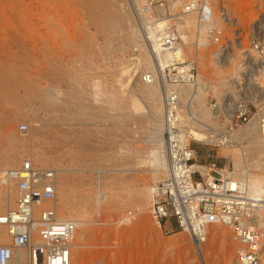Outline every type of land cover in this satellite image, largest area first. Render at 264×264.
I'll return each instance as SVG.
<instances>
[{"label":"rangeland","instance_id":"obj_1","mask_svg":"<svg viewBox=\"0 0 264 264\" xmlns=\"http://www.w3.org/2000/svg\"><path fill=\"white\" fill-rule=\"evenodd\" d=\"M38 1L47 2L0 0V215L14 205L7 198L15 195L5 185L4 172L31 160L35 166L57 172L58 216L77 224L73 264H201L199 252L206 264H235L236 247L226 227H210L208 241L198 247L185 233L165 236L153 220L151 188L167 176L168 169L164 165L163 170L154 160L164 155L156 136L162 130L163 115L157 121L152 117L150 102L138 89L144 86L141 74L153 66L145 64V59L152 57L147 37L170 23L185 37V52L197 61L201 82L210 86L203 103L206 114H200L208 125L221 127L214 122L208 105L211 99L232 92L231 78L243 82L253 116L240 130L249 125L264 130V121L258 118L264 114V75L255 66L256 54L252 52L254 43L264 46V0H208L209 20L204 24L198 12L184 14L190 0H58L59 10L74 17L61 21L52 34L44 32L45 44L50 45H45L44 58L38 53ZM189 15L196 18L191 26L185 22L192 18ZM162 22L165 25H157ZM112 23L120 26L116 34L109 30ZM214 26L223 31L219 44L206 35ZM128 32L134 37L132 44L124 40ZM263 65H259L261 69ZM73 86H77L75 93ZM40 87L56 89L57 111L34 98ZM84 91L91 94L87 95L90 99L81 94ZM76 92L84 98L80 94L79 100L73 98ZM128 96L144 109L119 111L110 106L108 98L119 97L125 102ZM68 99L85 105L80 117L65 112L70 108ZM157 104L163 107V97ZM158 120L160 128L154 125ZM21 125H27L28 130L20 131ZM221 125L224 128L227 123ZM193 147L199 165L208 164L211 155L222 174L229 173L224 171L229 163L235 174L244 176L243 154L237 147L226 150L201 142ZM244 153L251 177H263L264 149L246 147ZM62 201L68 205L67 214L61 212ZM213 229H218L219 238L213 237ZM9 242L6 229L0 227V246Z\"/></svg>","mask_w":264,"mask_h":264},{"label":"built area","instance_id":"obj_2","mask_svg":"<svg viewBox=\"0 0 264 264\" xmlns=\"http://www.w3.org/2000/svg\"><path fill=\"white\" fill-rule=\"evenodd\" d=\"M207 1L190 0L184 14L201 13L200 23L204 24L209 20ZM206 35L219 44L223 31L214 26ZM148 43L151 48L153 43L158 45L153 54L165 57V62L143 72L142 82L152 85L161 81L165 88H172L164 91L163 99L167 176L152 187L153 220L165 236L185 233L199 247L208 241L210 227H226L236 247L235 264H264V191L254 194L247 185L222 174L211 155L208 164L197 162L193 143L198 142L192 132L200 122L193 113L194 100L183 103L180 93L183 88H202L197 61L188 58L173 25L156 32ZM253 47V61L260 71L264 46L254 43ZM215 55L222 56V52ZM228 82L233 85L232 92L222 99H211L208 105L213 120L221 126L211 128L213 136L235 132L253 117L243 82L231 78ZM221 122L227 125L223 128ZM27 130V125L20 126V131ZM207 145L220 147L221 143ZM57 178L54 169L35 166L31 160L4 172L5 185L14 190L17 199L0 215V226L10 240L0 246V264H73L77 224L58 216Z\"/></svg>","mask_w":264,"mask_h":264},{"label":"bare ground","instance_id":"obj_3","mask_svg":"<svg viewBox=\"0 0 264 264\" xmlns=\"http://www.w3.org/2000/svg\"><path fill=\"white\" fill-rule=\"evenodd\" d=\"M47 2L46 3H40L39 1H38V5L36 6L37 8H36V20H37V23H38V32H39V48H38V53H39V55L41 56V57H43L44 58V55H45V40H44V32L46 31L47 32V34H52V32H54L56 29H55V26L57 27H61L60 25H59V23L61 22V21H66V20H68V19H70V18H72V17H74V14L73 13H69V12H67V11H60L59 10V8H58V5H59V1L58 0H46ZM41 2H43V1H41ZM61 4V3H60ZM97 6V5H96ZM67 8V7H66ZM65 8V9H66ZM115 12V11H114ZM196 13L197 12H194V13H192V14H190V15H196ZM77 14H75V16H76ZM79 15V14H78ZM121 15V14H120ZM189 15V16H190ZM199 15V14H198ZM200 15H201V13H200ZM190 17H192V16H190ZM117 19V18H116ZM117 20H119V19H117ZM195 20H196V18L193 16L192 18H189V20L187 19V20H185V22H186V24H187V26H191V25H193V23H196L195 22ZM172 20H170L169 22H171ZM109 23V22H108ZM120 24V23H119ZM106 25H108V24H106ZM110 25V24H109ZM121 25V24H120ZM158 26H163V25H165L164 24V22H162V23H160V24H157ZM67 26H68V24H67ZM167 26H171V24L170 23H168L165 27H162V28H160V29H156L157 31H153L152 33H149V34H153L152 36H149V37H147V41H152V38H153V36L155 35V33L156 32H159V31H161V30H164ZM105 26H103V28H104ZM120 27V26H119ZM119 27H117V25H115V23H112V28H110L109 30H110V32H112V33H117V31H119ZM100 28V27H99ZM106 28V27H105ZM104 30V29H103ZM106 30V29H105ZM120 30H121V28H120ZM159 30V31H158ZM176 30L178 31V33L180 34V36L182 37V35H181V33L179 32V30L176 28ZM57 31V30H56ZM45 32V33H46ZM131 32V31H130ZM130 32H128L127 34H126V36L124 37V40H126L129 44H132L135 40H134V37H133V35H132V33H130ZM109 33V32H108ZM59 34V33H58ZM70 34V33H69ZM54 35V34H53ZM52 36V35H51ZM72 36V35H71ZM51 38V37H50ZM53 38V37H52ZM149 39V40H148ZM182 39L183 40H185V37L183 36L182 37ZM53 41V40H52ZM49 42V41H48ZM48 44V43H47ZM199 44H201V42L199 43ZM50 46V45H49ZM49 46H47L46 45V48L47 47H49ZM49 49V48H48ZM158 51V45L156 44V43H153L152 44V48H151V54H152V57H147L146 59H145V64L146 65H151L152 63H153V66L151 67V66H149V67H151L150 68V70L149 71H152V70H154V68L156 67V66H158L160 63L161 64H163L164 62H165V57H163V56H161L160 54H159V57L157 56V57H155L154 56V54L153 53H156ZM252 52H254V50H252ZM255 53V52H254ZM47 54V53H46ZM42 58V59H43ZM54 59V58H53ZM152 59V60H151ZM224 59V58H223ZM131 64V63H130ZM50 67H51V65H50ZM147 67V66H146ZM263 67H264V65H263ZM127 68H128V66H127ZM123 69V68H122ZM146 69V68H145ZM149 69V68H148ZM261 73H263V75H264V69H261V71H260ZM126 73H127V75L129 74V70H127L126 71ZM133 73V72H132ZM51 74V73H50ZM160 75V74H159ZM45 77V76H44ZM43 77V78H44ZM52 77H53V75L50 77L51 78V80H53L52 79ZM131 77V75H129L128 76V78H130ZM260 77H262V74H261V76ZM260 77H258V78H260ZM41 78H42V76H41ZM49 78V77H48ZM47 78V80H50V78L48 79ZM54 78V77H53ZM264 78V77H263ZM131 79H133V78H131ZM50 80V81H51ZM39 81V80H38ZM80 81V80H79ZM79 81H78V86L80 85L79 84ZM83 81V80H82ZM130 81V80H129ZM52 82V81H51ZM85 82V81H84ZM43 83V82H42ZM141 83L142 84H144V86H141L139 89H138V92L141 94V95H143V98L145 99H147L149 102H150V107H149V109H150V114L152 115V117H155L156 118V121H157V119H161L162 118V115L164 114V106L162 107V108H160V106L157 104L158 102H160V99H162V97H163V99H164V91H166V90H172V88L171 87H169V86H167L166 88L163 86V84L161 83V81H160V83H155V84H152V85H147V84H145V83H143L142 82V80H141ZM141 84V85H142ZM56 85V84H55ZM58 85V84H57ZM123 85V84H122ZM129 85V84H128ZM80 87H81V85H80ZM79 87V88H80ZM113 87V86H112ZM139 87V86H138ZM200 87H202V88H200V89H193V88H183V89H181L180 90V93H181V97H182V101L184 102V100H186L185 98L187 97V96H189L190 98L189 99H193L194 100V108H193V113L194 114H198L199 116H197L198 117V120H199V122L200 123H198L199 124V126L196 128V130H193V132H192V137H193V140H195L196 142H198V143H215V144H218V143H221V145H220V147H222V148H224V149H228V147L229 146H231V147H237L241 152H242V154H243V161H244V164H245V166H244V169H243V171H244V176H241V175H239V174H235V172H233V170L231 169V167H230V165H229V163L226 165V167H225V169H224V171H228L229 173L228 174H226L225 176H227V177H229V178H234V180L235 181H239L240 183H241V185H247L249 188H250V190L254 193V194H260V193H263V191H264V176L263 177H260V178H253V177H251V175H250V173H249V169H248V161H249V159H248V157H246V153H244V151H246V147L248 148V147H252L253 146V148L254 149H256V148H260V147H262L263 149H264V130H263V128H260V129H258V128H254V125H253V127H251V125H249L248 126V128H246V129H244V130H240V128H239V131H237L236 130V132H232V133H228V134H223V135H220V136H213L212 135V133L213 132H211V128L212 127H210L209 125H208V121L206 122L205 121V117L204 118H202L201 117V115L200 114H206L205 113V110H206V107L204 106V102H206V99H207V96H208V87H210V86H206L205 85V83L204 82H202L201 84H200ZM57 88V87H56ZM75 88H77V86L75 87ZM74 88V86L72 87V91L75 89ZM82 88H84V86L82 87ZM81 88V89H82ZM213 88V87H212ZM253 88V87H252ZM52 89H53V87H52ZM113 89H114V87H113ZM36 92H35V97L34 98H36L38 101L37 102H40V104L41 105H44V107H45V104H48V106H49V108H52V109H54V104L56 103V101H57V99H58V97H57V92H56V89L55 90H51V89H43V88H36ZM215 90V89H214ZM78 91H80L79 89H78ZM92 91V90H91ZM95 91H97L96 89H95ZM99 91V90H98ZM216 91V90H215ZM59 92V91H58ZM74 93H75V91H73ZM82 92V91H81ZM85 92V91H84ZM112 92V91H111ZM34 93V92H33ZM72 93V92H71ZM70 93V94H71ZM76 93H78V92H76ZM91 93V92H90ZM80 94V92L78 93V94H73V98H76L75 96H77V95H79ZM81 94H84V96H86L87 97V95H90L91 96V94H87V92H85V93H81ZM80 94V97L82 96ZM86 94V95H85ZM114 94V93H113ZM93 95V94H92ZM62 96V95H61ZM84 96L83 97H81V98H84ZM90 96H88L86 99H88ZM95 96H98L97 95V93L95 94ZM94 96V97H95ZM112 96V95H111ZM114 96V95H113ZM133 96V95H132ZM131 96V97H132ZM135 96V95H134ZM71 97H72V94H71ZM78 97L79 96H77V98L76 99H78ZM93 97V98H94ZM108 97V96H107ZM120 97V96H119ZM119 97H117V98H119ZM129 98V96H128V98L129 99H125L124 98V101L125 102H123L122 100H120V98L119 99H117L116 97H110V99L108 98V100H110V106H112L113 108L114 107H116L117 108V110H119V109H127V110H130V111H132V112H138V111H140V110H143L144 108L140 105V103L135 99V98ZM32 98V97H31ZM72 99V98H71ZM71 99H70V101H69V99H68V103H69V106H70V108H69V110L67 111H65V112H67V114H68V112L71 114V115H73V117H76V116H74V114L76 113H79V112H81L82 111V109L85 107V105L82 107V105L81 104H79L80 106H78L77 105V103H78V101L77 102H75V101H71ZM86 99L84 100V101H86ZM90 99V98H89ZM97 99V98H96ZM122 99V98H121ZM189 99H188V101H189ZM63 100H65V99H63ZM79 100V99H78ZM81 100V99H80ZM93 100V99H92ZM95 100V99H94ZM36 101V100H35ZM59 101L60 100H58V103H59ZM64 102V101H63ZM80 103H82V104H84L83 103V101L81 102V101H79ZM147 102V101H146ZM62 103V102H61ZM106 103H108L107 104V106H109V102L107 101ZM62 104H64V103H62ZM40 105V106H41ZM57 106V105H56ZM60 107H61V105H59ZM58 106V107H59ZM44 107L42 108V109H44ZM48 108V107H47ZM46 108V109H47ZM48 108V109H49ZM62 108V107H61ZM61 108H59V109H61ZM66 108V107H65ZM143 108V109H142ZM48 109L46 110V111H48ZM56 109H57V107H56ZM56 109H54V110H56ZM64 108H62L60 111H62ZM106 108L104 107V110H105ZM148 109V110H149ZM76 110V111H75ZM78 110V111H77ZM104 110H103V112H104ZM49 111H51V110H49ZM57 111V110H56ZM120 111V110H119ZM52 112V111H51ZM83 112H84V110H83ZM106 112V111H105ZM53 113V112H52ZM58 113V112H57ZM131 113V112H130ZM50 114V113H49ZM53 114H55V113H53ZM66 114V113H65ZM66 114V115H67ZM69 114V115H70ZM81 114H82V112H81ZM80 113L78 114V116L79 115H81ZM96 115V114H95ZM121 115V114H120ZM119 116V115H118ZM118 116H116V117H118ZM68 117V116H67ZM80 117V116H79ZM82 117V116H81ZM70 118V117H69ZM68 118V119H69ZM213 118V117H212ZM211 118V119H212ZM258 118H261L263 121H264V114L263 115H261L260 117H258ZM73 119V118H72ZM81 119V118H80ZM257 119V118H256ZM76 120V119H75ZM158 120V121H159ZM214 122H216V121H214ZM156 123V122H155ZM154 123V125H156L157 126V128H158V126H159V128H160V123H161V121H159L158 122V125H157V123L155 124ZM264 125V124H263ZM162 126V125H161ZM213 129V128H212ZM159 133H156V136H157V138H158V140H157V145H159V147H160V145L161 146H163V150H161V152H160V154L161 153H164V155H165V149H164V143H163V138H162V130H159L158 131ZM154 139V138H153ZM226 141V142H225ZM155 144H156V142H155ZM251 145V146H250ZM154 146V145H153ZM256 147V148H255ZM153 148H156L157 149V147L155 146V147H153ZM161 148V147H160ZM230 148V147H229ZM152 150V149H151ZM157 151V150H156ZM158 152V151H157ZM154 153V152H153ZM156 153V152H155ZM151 155V154H150ZM154 154H152L151 156H153ZM157 155H159V154H157ZM164 155H160L159 157H160V159H159V157H155V159L152 157V158H149L147 161L149 162V163H151V161L152 160H150V159H154L155 161H159V162H156L157 163V165H158V163H159V166L162 168L164 165L166 166L167 165V168H168V161H167V157L166 156H164ZM150 156V157H151ZM155 156V155H154ZM166 157V158H165ZM157 158V159H156ZM159 159V160H158ZM26 161V160H25ZM139 161V160H138ZM144 161V160H143ZM228 161L230 162V161H232V158L231 157H229L228 156ZM24 162V161H23ZM22 162V163H23ZM139 162H141V161H139ZM147 162V163H148ZM143 163V162H142ZM154 165V164H153ZM152 165V166H153ZM155 166V165H154ZM160 167H158L159 168V170H160ZM158 168H157V170H158ZM163 170H164V168H162ZM156 170V171H157ZM159 170L157 171L158 173H159ZM153 171V170H152ZM162 173V172H161ZM222 173H224V172H222ZM167 174V173H166ZM162 176V175H161ZM244 178V179H243ZM151 191H152V188H151ZM142 193H143V191H141ZM137 194V193H136ZM16 195H14V194H12V195H10L8 198H7V200H8V203H11V204H14L15 203V201H16ZM61 207H62V209H61V212L63 213V214H67L68 212H69V209H68V205L64 202L63 203V201H62V204H61ZM62 214V215H63ZM72 215V214H71ZM1 227V226H0ZM225 228V227H224ZM214 230V229H213ZM218 229H216V230H214V231H212V235H213V237H215V238H219V232L217 231ZM194 244V243H193ZM196 245V244H195ZM196 246H198V245H196ZM199 247V246H198ZM197 250V249H196ZM201 251V250H200ZM197 254H198V251H197ZM199 259H200V262H201V264H206L205 263V257H204V255L201 253V252H199Z\"/></svg>","mask_w":264,"mask_h":264},{"label":"crops","instance_id":"obj_4","mask_svg":"<svg viewBox=\"0 0 264 264\" xmlns=\"http://www.w3.org/2000/svg\"><path fill=\"white\" fill-rule=\"evenodd\" d=\"M223 169V168H222Z\"/></svg>","mask_w":264,"mask_h":264}]
</instances>
